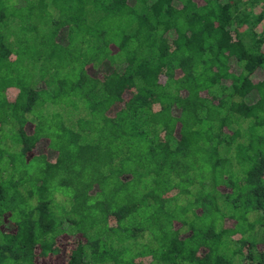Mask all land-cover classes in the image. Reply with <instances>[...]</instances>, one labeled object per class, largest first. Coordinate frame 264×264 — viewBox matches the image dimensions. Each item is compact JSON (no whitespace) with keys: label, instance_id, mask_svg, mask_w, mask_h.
<instances>
[{"label":"trees","instance_id":"trees-1","mask_svg":"<svg viewBox=\"0 0 264 264\" xmlns=\"http://www.w3.org/2000/svg\"><path fill=\"white\" fill-rule=\"evenodd\" d=\"M0 264H264V0H0Z\"/></svg>","mask_w":264,"mask_h":264},{"label":"rangeland","instance_id":"rangeland-1","mask_svg":"<svg viewBox=\"0 0 264 264\" xmlns=\"http://www.w3.org/2000/svg\"><path fill=\"white\" fill-rule=\"evenodd\" d=\"M259 72H262V71H259ZM259 74H261V73H259ZM262 74H263V72H262ZM10 92L13 93L12 90ZM251 94H250V97L253 98L254 97V94H252V95ZM11 135H12V131L10 129V126L6 124V126L4 127V131L2 133V140H3V142H5L6 139H8V137H11ZM41 147L42 148H45V143L44 142H41Z\"/></svg>","mask_w":264,"mask_h":264}]
</instances>
